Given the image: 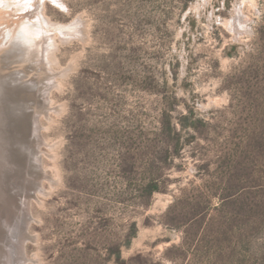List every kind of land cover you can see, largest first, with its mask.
<instances>
[{
	"label": "rangeland",
	"instance_id": "1",
	"mask_svg": "<svg viewBox=\"0 0 264 264\" xmlns=\"http://www.w3.org/2000/svg\"><path fill=\"white\" fill-rule=\"evenodd\" d=\"M64 1L41 10L81 18L84 34L56 39L60 108L40 115L55 183L43 179L48 193L31 199L28 264H119L118 244L126 264H264V0L245 8L253 20L241 39L220 23L238 0ZM191 113L203 122L181 129ZM15 137L10 164L24 144ZM153 165L161 191L148 195ZM19 214L4 213L0 229Z\"/></svg>",
	"mask_w": 264,
	"mask_h": 264
},
{
	"label": "bare ground",
	"instance_id": "2",
	"mask_svg": "<svg viewBox=\"0 0 264 264\" xmlns=\"http://www.w3.org/2000/svg\"><path fill=\"white\" fill-rule=\"evenodd\" d=\"M43 1L0 0V69L1 65H9L7 62L17 61V64L14 63L9 69L14 70L12 72L8 70L9 76L0 72V228L4 213L16 207L21 212L19 214L21 221H17L15 225L17 229L15 226L10 231L4 232L0 229V264H10V259L14 260L12 264L29 262L24 250L27 241L31 238L29 226L34 219L30 211L31 199L37 198V192L48 193L42 184L43 179L48 178L53 184L55 183L42 165L40 147L43 138L40 115L50 119L49 113L60 108L53 106L50 97L52 89L59 85L56 77L67 73L66 70L61 73L53 69L52 64L57 62L55 52L59 48L56 39L59 37L63 43H67L74 38L81 39V35L84 34H82L81 18L78 17L68 24L54 22L44 11L42 12ZM50 2L61 8L66 7L64 0H55V2L50 0ZM247 6L255 7L256 3L254 0H238L232 18H221L220 23L235 39H241L250 32L249 27L253 17L246 13ZM39 13L42 16L38 15ZM20 27L21 29L29 27L32 30L37 27L38 31L35 32L36 35L30 33V37L27 38L23 31L18 32ZM4 72L6 73L3 69ZM3 80L7 81L2 82ZM11 84L13 85L9 88ZM33 87H35L34 91ZM25 91L29 92L28 97ZM36 93L41 99L35 96ZM23 96L27 99H18ZM27 109L32 111L28 112ZM12 111L16 114L10 113ZM7 120L11 124H8ZM11 134L12 137L17 136L24 141L17 162L13 164L8 160L9 148L13 146L9 139ZM21 166L23 169L20 170ZM20 171H27L29 175L21 173L20 182L12 185L11 177ZM28 180L31 181V185ZM16 254L19 256L14 257Z\"/></svg>",
	"mask_w": 264,
	"mask_h": 264
},
{
	"label": "trees",
	"instance_id": "3",
	"mask_svg": "<svg viewBox=\"0 0 264 264\" xmlns=\"http://www.w3.org/2000/svg\"><path fill=\"white\" fill-rule=\"evenodd\" d=\"M181 129L186 128L187 126H195L198 123H202L203 119L200 117H196L194 116V113H191V115L183 117L181 119ZM181 129L178 130L176 127L172 126L171 120L168 119L167 120V124L165 125V131L168 133V135H172L174 134V138L176 139L175 142V152L180 153L181 146H180V136H181ZM168 151V150H167ZM165 152V153H169V152ZM133 167H135V164H133ZM147 171L149 172V180L146 182V184H144L143 189L144 191L148 194V195H153L155 192L161 191V187H160V183L159 180L157 178H155L154 176H156V170L153 166H150ZM231 196V195H230ZM229 196V197H230ZM232 199V198H231ZM229 200V199H228ZM129 243V242H128ZM116 261L119 264H126V260L124 258H122V252H121V245H116Z\"/></svg>",
	"mask_w": 264,
	"mask_h": 264
},
{
	"label": "snow or ice",
	"instance_id": "4",
	"mask_svg": "<svg viewBox=\"0 0 264 264\" xmlns=\"http://www.w3.org/2000/svg\"><path fill=\"white\" fill-rule=\"evenodd\" d=\"M53 2H55V0H53Z\"/></svg>",
	"mask_w": 264,
	"mask_h": 264
}]
</instances>
